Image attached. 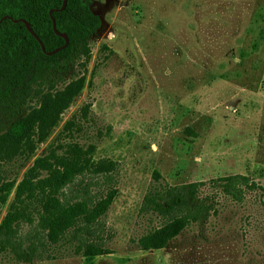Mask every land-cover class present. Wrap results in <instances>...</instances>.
I'll return each mask as SVG.
<instances>
[{
	"label": "rangeland",
	"instance_id": "rangeland-1",
	"mask_svg": "<svg viewBox=\"0 0 264 264\" xmlns=\"http://www.w3.org/2000/svg\"><path fill=\"white\" fill-rule=\"evenodd\" d=\"M84 1L99 26L55 63L35 53L22 85L0 94V196L13 184L0 222L37 158L79 147L117 165L101 218L110 238L97 256L62 241L0 264H264V0ZM237 174L255 186L240 201L212 183ZM191 182L207 210L146 249L165 223L139 214L148 188Z\"/></svg>",
	"mask_w": 264,
	"mask_h": 264
},
{
	"label": "trees",
	"instance_id": "trees-1",
	"mask_svg": "<svg viewBox=\"0 0 264 264\" xmlns=\"http://www.w3.org/2000/svg\"><path fill=\"white\" fill-rule=\"evenodd\" d=\"M61 4L62 0H0V94L7 95L22 85L35 53L55 63L70 51L80 31L99 26V17L84 0H66L64 9L59 10ZM50 16L56 30L67 36L68 44L47 55L46 52L64 44V39L52 30ZM22 20L40 39L44 52ZM65 153L37 158L24 173L0 222V255L9 252L16 261L29 263L37 257L48 256L62 241L75 242L85 256L104 253L103 242L105 237L110 238V233L105 231L101 218L116 195V188L111 184L117 165L108 159L95 161L79 147L68 148ZM212 183L235 201L241 200L243 187H255L246 176L239 174L216 178ZM105 184L109 186L100 190ZM201 185L202 182L174 186L152 184L148 188L139 214H155L165 223L156 231L159 235L156 245L145 246L146 249L161 247L184 222L197 219L207 210L198 199ZM258 187L264 206V188ZM6 188V193L0 196L2 203L13 184ZM22 223L32 226L33 232L22 236Z\"/></svg>",
	"mask_w": 264,
	"mask_h": 264
},
{
	"label": "water",
	"instance_id": "water-1",
	"mask_svg": "<svg viewBox=\"0 0 264 264\" xmlns=\"http://www.w3.org/2000/svg\"><path fill=\"white\" fill-rule=\"evenodd\" d=\"M65 5H66V0H62V4H61V7L59 8V10H63L64 7H65ZM51 12H52V10L49 11V14H50ZM50 19H51V24H52V30L54 31V33H55L57 36H60L61 38L64 39V44H63L61 47H59V48H57V49H55V50H53V51H51V52H46L47 55L53 54V53H55L56 51H59L60 49H63V48L68 44V38H67V36H66L65 34L60 33V32H58V31L56 30L55 22H54V19H53L52 16H50ZM22 21H23V20H22ZM23 23H24L26 29L28 30V32H30V34H31V35L35 38V40L39 43L42 52H44V48H43V45H42L40 39H39V38L33 33V31L31 30V28L28 26V24H27L26 22L23 21Z\"/></svg>",
	"mask_w": 264,
	"mask_h": 264
}]
</instances>
